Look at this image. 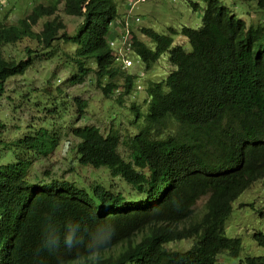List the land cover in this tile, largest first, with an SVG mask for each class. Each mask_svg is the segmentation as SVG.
Instances as JSON below:
<instances>
[{
  "label": "trees",
  "instance_id": "16d2710c",
  "mask_svg": "<svg viewBox=\"0 0 264 264\" xmlns=\"http://www.w3.org/2000/svg\"><path fill=\"white\" fill-rule=\"evenodd\" d=\"M17 1L0 0V8L7 7L0 15L1 104L13 99L18 85L8 90L12 80L26 78L43 55L50 63L58 50L55 66L38 76L42 82L50 86L47 78L58 74L67 87L94 75L102 94L114 95L128 111L129 129L123 132L113 123L105 133L93 124L71 128L77 163L106 167L132 192L127 197L101 183L86 189L56 177L29 180L33 161L58 145L54 128L64 127L51 123L54 106L35 104L45 107L43 121L19 137L0 140V264H75L76 252H63L58 262L41 248L42 224L53 220L62 227L74 220L87 228L95 223L93 212L116 226L102 264H216L223 251L237 256L240 240L225 235L224 220L231 202L264 176V22L246 24L221 0H187L193 9L201 8L195 28L168 27L166 34L139 26L152 43L148 47L131 27V41L121 46L124 54L138 56L149 70L167 53L170 67L166 76L147 80L140 106L133 96L139 86L130 70L133 62L129 57L131 64L117 63L113 53L122 36L117 28L109 31L117 20L114 0H23V7ZM245 1L264 9V0ZM14 10L17 16L7 18ZM63 16L82 17L72 34L65 32ZM172 34L185 36L189 49L173 44ZM58 40L75 52L55 47ZM47 93L53 99L52 91ZM72 102L76 118H82L87 101ZM113 115L110 111L112 120ZM202 195L207 198L196 214L194 204ZM253 237L264 246L263 232ZM183 241L189 242L186 248L172 247ZM244 261L264 264V255Z\"/></svg>",
  "mask_w": 264,
  "mask_h": 264
},
{
  "label": "rangeland",
  "instance_id": "374dc122",
  "mask_svg": "<svg viewBox=\"0 0 264 264\" xmlns=\"http://www.w3.org/2000/svg\"><path fill=\"white\" fill-rule=\"evenodd\" d=\"M114 1L117 5V13L121 14V16L124 15L126 22L130 17L138 15L139 19H135L132 24L133 31H137L139 26H146L159 33L168 34V27L177 29L181 25H188L195 28L200 23L201 8L193 9L187 0H145L139 3H136V0ZM127 1L131 2L129 7L125 6V3L128 5ZM221 1L236 17L243 19L246 24L264 22V9L257 8L252 2H246L245 0ZM17 2V7H23V0H18ZM199 5L202 6L201 2ZM5 9H7L5 6L0 8V15ZM26 11L25 9L21 15L24 16ZM15 16H17V12L14 10L8 14L7 18ZM120 19L119 17L118 20L121 21ZM62 21L65 23V32L72 34L82 19L78 16H63ZM36 26H40V21ZM117 26V20H113L109 31L112 29L116 31ZM137 36L148 47L152 46L148 37L140 32H138ZM172 37L174 39L173 44H180L183 48L189 49V43L185 36L172 34ZM55 47L67 48L71 54L75 52V47L64 41H56ZM44 51L47 52L49 50H39L40 53ZM57 56L58 50L51 54L50 63L45 61L44 55L41 56L40 61L35 62L31 66L33 70L30 69L26 72V78L18 77L16 80L11 81L12 84L9 83L7 85L8 90L13 84L12 88L16 87V85L18 87L13 92L12 100H5L2 104L0 102V140L19 137L27 132L28 128H30L29 126H36L43 121L41 111L45 107H34L35 104L54 106L57 109V113L51 123L58 127L64 126L54 128V132H56L60 140L50 153L45 156L41 155L33 161L27 171V178L36 181L56 177L86 189H89L93 183H101L106 188L118 190L127 197L131 196V187L121 178L112 177L106 167L92 168L78 164L74 138L69 134L71 128L84 124L96 125L105 133L111 123H113L114 127H118L123 132L125 128L129 129L127 108L119 103L117 104L114 95L109 98L104 96L96 85L94 75H88L82 84H68L66 87L64 77L62 78L58 74H51L47 79L52 80V84L47 86L46 81L42 82L38 76L51 71V65L55 66ZM128 56L133 62L130 70L136 73L134 84L135 86L139 85L136 89L137 92L133 93L134 100L138 105L143 106L142 98L145 95L144 85H146L147 80L160 79L169 72L167 53L160 55L149 70L144 68V64L138 56L134 54H129ZM61 59L66 64V58L63 55ZM33 79H36V81ZM60 88L62 91L58 94ZM47 90L52 91L53 99H47L49 96ZM75 97H80L87 101V108L84 110L86 113L82 118H76L75 105L72 102ZM110 111H114L113 120L110 117ZM116 117L119 120H116ZM48 131H51V129H48ZM66 140H69L70 143L64 153L62 149ZM3 146L4 144L0 143V158L4 149ZM7 149L11 151V148L7 147ZM9 151L6 150L5 153ZM119 151L126 158L127 152L123 148H120ZM206 198L207 195H202L197 199L194 204L196 214L202 211ZM257 231L264 233V176L253 181L248 188L243 190L231 202L230 214L224 220V233L226 236L238 237L241 249L235 257L230 256L227 251L221 252L217 257L216 264H247L244 261L246 256L264 255V246L260 245L253 237L254 232ZM188 245V241H183L172 244V247L186 248Z\"/></svg>",
  "mask_w": 264,
  "mask_h": 264
},
{
  "label": "clouds",
  "instance_id": "9594fccd",
  "mask_svg": "<svg viewBox=\"0 0 264 264\" xmlns=\"http://www.w3.org/2000/svg\"><path fill=\"white\" fill-rule=\"evenodd\" d=\"M144 1L136 0V3ZM127 2L131 4L130 1ZM82 11L85 12L84 8ZM116 16L119 23L117 32L120 35L122 34V36L118 38L113 53H116L115 59L117 63L122 62L124 66H127L131 64V61L124 54L121 46H128L131 41L129 29L132 27L135 19L138 20L139 17L138 15L130 17L126 22L124 15L121 16V14L117 13ZM119 17L121 21L118 20ZM114 44V41L109 39V45L112 46ZM66 141L68 144L70 143L69 140ZM65 151L66 149L64 153ZM93 214L95 216V223L89 225L87 228L83 226L81 221L67 220L61 227L53 220H45L42 224L41 248L46 250L50 255L55 256L58 262L62 260L63 252H76L75 264H102L103 254L112 245L116 236V226L109 220H101L96 217L95 212Z\"/></svg>",
  "mask_w": 264,
  "mask_h": 264
},
{
  "label": "water",
  "instance_id": "95a60500",
  "mask_svg": "<svg viewBox=\"0 0 264 264\" xmlns=\"http://www.w3.org/2000/svg\"><path fill=\"white\" fill-rule=\"evenodd\" d=\"M67 144H68V142L66 141V142H64V146H63V149L62 150H65L66 149V147H67Z\"/></svg>",
  "mask_w": 264,
  "mask_h": 264
}]
</instances>
